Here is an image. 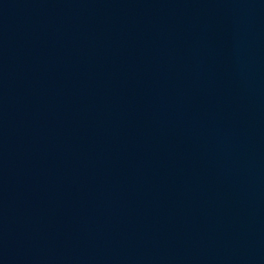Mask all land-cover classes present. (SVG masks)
I'll return each mask as SVG.
<instances>
[{
    "label": "water",
    "instance_id": "obj_1",
    "mask_svg": "<svg viewBox=\"0 0 264 264\" xmlns=\"http://www.w3.org/2000/svg\"><path fill=\"white\" fill-rule=\"evenodd\" d=\"M0 264H264V0H0Z\"/></svg>",
    "mask_w": 264,
    "mask_h": 264
}]
</instances>
